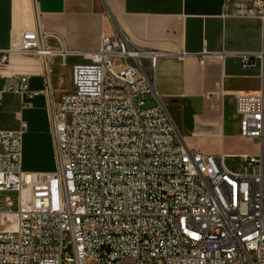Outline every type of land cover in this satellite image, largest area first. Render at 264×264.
Segmentation results:
<instances>
[{
	"label": "built area",
	"instance_id": "1",
	"mask_svg": "<svg viewBox=\"0 0 264 264\" xmlns=\"http://www.w3.org/2000/svg\"><path fill=\"white\" fill-rule=\"evenodd\" d=\"M49 37L19 32L0 69L15 54L44 67L63 56ZM83 55L56 100L46 72L39 90L24 76L0 84V98L43 95L53 158L51 171L22 170L19 111L16 128L0 129V264H264V80L233 96L238 133L258 152L231 169L177 134L153 87L160 51L118 31ZM235 55L248 68L264 62V45Z\"/></svg>",
	"mask_w": 264,
	"mask_h": 264
},
{
	"label": "crops",
	"instance_id": "2",
	"mask_svg": "<svg viewBox=\"0 0 264 264\" xmlns=\"http://www.w3.org/2000/svg\"><path fill=\"white\" fill-rule=\"evenodd\" d=\"M37 27L55 34L48 46H62L66 53L51 55L45 67L35 56L15 54L0 69V84L24 76L29 90H39L46 72L56 100L67 82L70 87V66L85 62L83 53L97 48L102 34L119 31L134 47L163 54L153 70V87L186 145L225 157L257 153L250 138L238 133L233 96L258 93L264 80V62L254 58L243 68L235 55L262 49L264 0H0V49L19 32ZM16 111L26 124L21 169L52 170L43 95L4 93L0 129L16 128ZM226 114L235 119L230 134L238 146L203 148V128L223 135Z\"/></svg>",
	"mask_w": 264,
	"mask_h": 264
},
{
	"label": "rangeland",
	"instance_id": "3",
	"mask_svg": "<svg viewBox=\"0 0 264 264\" xmlns=\"http://www.w3.org/2000/svg\"><path fill=\"white\" fill-rule=\"evenodd\" d=\"M27 56H35L36 55H27ZM61 56V55H60ZM76 60L75 58H70V61H74ZM66 75L68 77V71H66ZM68 79V78H67ZM70 89L68 82L66 83V88L65 90ZM45 106V105H44ZM44 112H45V108H44ZM46 116V115H45ZM235 119L233 118V116H230L228 114H226L225 116V122L222 128L223 131V135L219 136V137H215L213 135V133H215V130L212 127H205L203 128V131L205 133H207L205 138H202L200 140L203 148H214L216 146H226V147H236L238 146L237 141L235 139V137L231 136L230 134V130L234 127V121ZM188 127V123L186 125ZM250 140L255 144L254 149L258 148V143L256 139L250 138ZM247 148V146H246ZM258 152V151H257ZM250 155V154H249ZM240 162V158L235 156V157H225L224 159V163L227 167L231 168V169H236L238 163ZM10 196H14L13 193L8 192L7 193ZM15 208V202H13V206L12 209Z\"/></svg>",
	"mask_w": 264,
	"mask_h": 264
},
{
	"label": "trees",
	"instance_id": "4",
	"mask_svg": "<svg viewBox=\"0 0 264 264\" xmlns=\"http://www.w3.org/2000/svg\"><path fill=\"white\" fill-rule=\"evenodd\" d=\"M53 169V168H52ZM26 171H28V170H26ZM51 171V170H50Z\"/></svg>",
	"mask_w": 264,
	"mask_h": 264
}]
</instances>
